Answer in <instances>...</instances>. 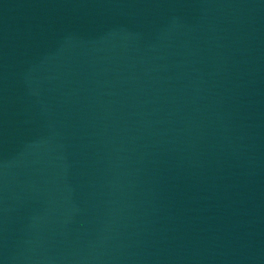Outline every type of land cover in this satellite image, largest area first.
Listing matches in <instances>:
<instances>
[{"label": "water", "instance_id": "1", "mask_svg": "<svg viewBox=\"0 0 264 264\" xmlns=\"http://www.w3.org/2000/svg\"><path fill=\"white\" fill-rule=\"evenodd\" d=\"M0 264H264V0H0Z\"/></svg>", "mask_w": 264, "mask_h": 264}]
</instances>
